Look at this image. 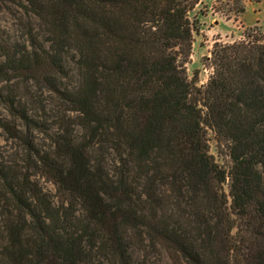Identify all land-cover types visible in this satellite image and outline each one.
Here are the masks:
<instances>
[{
    "label": "trees",
    "instance_id": "1",
    "mask_svg": "<svg viewBox=\"0 0 264 264\" xmlns=\"http://www.w3.org/2000/svg\"><path fill=\"white\" fill-rule=\"evenodd\" d=\"M0 4L42 29L0 28V264H264V38L201 86V0Z\"/></svg>",
    "mask_w": 264,
    "mask_h": 264
},
{
    "label": "rangeland",
    "instance_id": "2",
    "mask_svg": "<svg viewBox=\"0 0 264 264\" xmlns=\"http://www.w3.org/2000/svg\"><path fill=\"white\" fill-rule=\"evenodd\" d=\"M199 20V31L195 35L193 55L187 65L190 78L197 75L199 85H204L211 75L206 58L211 57L215 44L229 45L245 42L249 36L264 38V0H201L194 14ZM0 28L12 40L29 38L30 28L42 32L37 20L22 14L19 9L0 4ZM51 113L55 112V100L48 98ZM40 147L47 148L50 141L44 135H37ZM18 144L9 139L0 128V153L20 155ZM13 155V156H12ZM41 186L54 198L55 187L45 179H39ZM157 262L156 257L153 262Z\"/></svg>",
    "mask_w": 264,
    "mask_h": 264
}]
</instances>
